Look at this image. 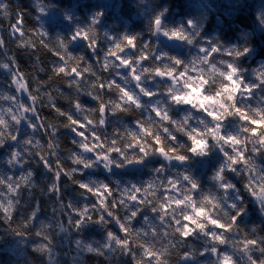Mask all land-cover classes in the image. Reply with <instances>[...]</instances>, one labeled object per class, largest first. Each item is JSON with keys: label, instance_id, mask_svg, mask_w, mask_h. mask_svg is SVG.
<instances>
[{"label": "clouds", "instance_id": "obj_1", "mask_svg": "<svg viewBox=\"0 0 264 264\" xmlns=\"http://www.w3.org/2000/svg\"><path fill=\"white\" fill-rule=\"evenodd\" d=\"M0 264H264V0H0Z\"/></svg>", "mask_w": 264, "mask_h": 264}]
</instances>
